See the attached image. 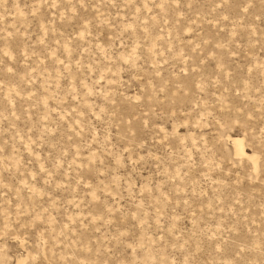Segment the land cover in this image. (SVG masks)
Instances as JSON below:
<instances>
[{
    "label": "rangeland",
    "instance_id": "374dc122",
    "mask_svg": "<svg viewBox=\"0 0 264 264\" xmlns=\"http://www.w3.org/2000/svg\"><path fill=\"white\" fill-rule=\"evenodd\" d=\"M0 264H264V0H0Z\"/></svg>",
    "mask_w": 264,
    "mask_h": 264
},
{
    "label": "bare ground",
    "instance_id": "6f19581e",
    "mask_svg": "<svg viewBox=\"0 0 264 264\" xmlns=\"http://www.w3.org/2000/svg\"><path fill=\"white\" fill-rule=\"evenodd\" d=\"M233 145H234L235 151L237 153H239L240 155H245V152L243 150V145H242V142L240 140H238V139L233 140Z\"/></svg>",
    "mask_w": 264,
    "mask_h": 264
}]
</instances>
